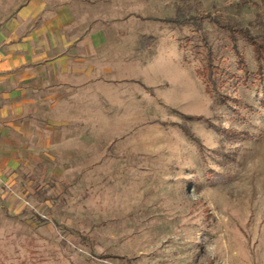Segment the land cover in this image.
Segmentation results:
<instances>
[{"label":"rangeland","instance_id":"374dc122","mask_svg":"<svg viewBox=\"0 0 264 264\" xmlns=\"http://www.w3.org/2000/svg\"><path fill=\"white\" fill-rule=\"evenodd\" d=\"M119 1L115 21L137 3L117 29L137 66L101 111L73 115L36 203L2 212L0 264H264V66L239 36L245 75L228 32L199 17L264 37V0ZM29 2L56 4L0 0V31ZM208 46L222 98L200 75Z\"/></svg>","mask_w":264,"mask_h":264},{"label":"crops","instance_id":"0c3cea01","mask_svg":"<svg viewBox=\"0 0 264 264\" xmlns=\"http://www.w3.org/2000/svg\"><path fill=\"white\" fill-rule=\"evenodd\" d=\"M52 2L49 12L48 4L27 3L0 31V215L36 203L41 164L68 143L73 115L89 114L91 99L101 111L108 87L121 88L128 67L137 66L138 46L117 32L129 33L137 3L115 21L128 6L119 0Z\"/></svg>","mask_w":264,"mask_h":264},{"label":"trees","instance_id":"16d2710c","mask_svg":"<svg viewBox=\"0 0 264 264\" xmlns=\"http://www.w3.org/2000/svg\"><path fill=\"white\" fill-rule=\"evenodd\" d=\"M205 15V16H204ZM203 16H199L201 19L208 17L211 22L215 25L219 26L220 28L224 29L228 32V36L232 41V48L234 53L237 56V63L238 69L243 71L244 74H248V65L247 60L243 53L240 51L239 47L237 46V39L238 37L244 38L253 48L255 59L258 65V71L262 72V68L264 66V37L260 35H256L250 31L247 27L238 26L235 24L223 23L216 15L204 14ZM166 21L170 22H181L180 19L177 17H166L164 18ZM206 45V38L204 37ZM206 53V60L200 70V75L204 78L206 82V91L213 95H218L219 98L223 97L220 93L218 82H217V75L221 68L214 63L213 58V51L210 46H208ZM264 97V93L262 94Z\"/></svg>","mask_w":264,"mask_h":264}]
</instances>
